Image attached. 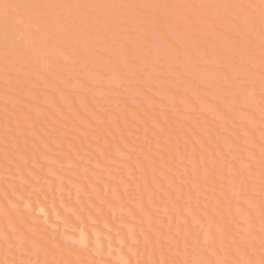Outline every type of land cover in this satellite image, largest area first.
<instances>
[{"label": "rangeland", "instance_id": "obj_1", "mask_svg": "<svg viewBox=\"0 0 264 264\" xmlns=\"http://www.w3.org/2000/svg\"><path fill=\"white\" fill-rule=\"evenodd\" d=\"M239 1L0 0V128L3 129V133L0 130V146L4 147V142H7L5 146L10 147L8 140L11 136L8 137L4 131L12 128L15 129H11L12 133H17L15 126L24 118L21 114L24 109L40 119V127L43 123L50 132L49 127H55L52 133L60 129L63 132L57 131L60 136H63L66 126L69 128L68 134L66 132L68 137L69 132L73 133L70 138L85 129L95 130V134L97 127L94 125L106 124L98 130L104 129L107 133L102 131L107 137L106 141L89 134L92 138L88 140L93 141L90 143L87 140L89 131L85 132L86 136L83 134L82 137L87 143L81 137L83 142L78 150L80 155L86 157L79 158L78 153L79 156H73L78 150L72 149L70 161L67 159L70 156L66 157L61 150L64 149L62 143L57 145L58 142L52 140L57 146L51 144L60 149L54 150L50 144L47 147L43 136H38L35 130L32 129L33 133L29 131L31 137L27 131L26 138L36 136L38 143L42 142L40 145L37 141L35 143L42 146L43 152L33 148L39 155L33 152L35 156L28 160L15 151L18 160H25L22 163L26 166V173L15 172L17 177L9 172L10 169H4L6 173L9 172L8 175L0 169L4 173L1 175L3 173L0 171V178L3 177L0 182L6 188L0 183V194L10 201L15 210L20 206L22 209L19 210L23 212L30 210L27 213L33 216V221L43 223V228H46L45 225L50 227L48 232L67 238L69 247L75 244L72 246L79 252L81 249L90 252L89 255L93 254L96 257L95 261L92 260L94 264H264V11H261V6L258 9L259 2L255 6L253 0ZM248 1H253V4ZM255 1L257 3L258 0ZM259 1L264 4V0ZM77 111H80V116ZM62 112H67L74 121L78 119V123L80 118L89 117L95 124H89L90 120L84 118L79 123L83 127L80 128L77 123L71 125L70 121H64L70 120V117ZM2 113L5 116L8 114L7 119L10 114H13V118L19 116L18 123H14V127L13 122L12 127L7 126L8 119L5 125ZM50 121L58 124L57 127L55 124L54 127L49 126ZM146 122L150 130L158 127L155 130L157 132L159 129L162 133L157 132L162 142L154 130L153 134L146 129ZM22 125L25 126L24 123ZM30 125L34 128L29 122L25 127ZM31 126L27 129L30 130ZM129 127L132 131L128 132L131 133L126 135L122 132V136L121 131ZM82 132L77 134L81 136ZM99 135H102L100 131ZM13 138L9 141L15 140ZM112 139L116 144L120 143L119 146H112ZM153 141L155 147L169 150L159 151L160 157L163 153L162 160L164 155H168L159 170L152 168L154 165L147 154L153 147ZM11 146L12 150L17 149ZM105 147H109L112 154ZM129 149L131 151L127 153ZM5 152L1 156L9 161L12 154ZM107 153L113 155L115 161ZM73 158L83 163L77 166L73 164ZM63 163L67 168L63 167ZM74 168L77 173L73 171ZM136 171L139 175L146 174L140 177ZM149 172L152 174L148 175ZM82 179L89 187L81 182ZM138 180L143 184H139L141 181ZM147 182L153 185L147 186ZM130 183L136 185L131 188ZM40 200L45 202L46 207ZM71 203L81 208L75 209ZM84 204L90 210H86ZM150 209L154 213H150ZM91 210L97 219H93ZM80 211L83 217L78 213ZM220 211H223L224 217L229 215L227 226L234 227L230 229L234 232L232 238L225 237V233L218 230L221 229L217 222H220ZM108 214L113 224L123 228V231L110 223ZM213 214L216 221H213ZM49 215L55 217L50 218ZM6 220L8 225L5 229L9 227L8 230L12 232L8 233L15 234H12L14 237L10 242L11 235L3 230L0 222L2 262L5 260L4 263L14 264L16 259L19 260L18 264H52L47 263L46 257L49 256L45 253V257L44 251L35 249L37 245L29 241L30 245L24 236H18L14 223ZM97 226H101L99 228L105 232L96 229ZM86 228H91L89 236ZM41 231L40 228L39 233L34 230L36 236ZM30 236L38 239L34 234ZM224 239L227 243L223 244ZM39 250L42 252L39 253ZM4 256L6 259H3ZM58 260L53 258L50 262H64Z\"/></svg>", "mask_w": 264, "mask_h": 264}, {"label": "bare ground", "instance_id": "obj_2", "mask_svg": "<svg viewBox=\"0 0 264 264\" xmlns=\"http://www.w3.org/2000/svg\"><path fill=\"white\" fill-rule=\"evenodd\" d=\"M240 1H241V0H240ZM240 1H239V3H240ZM243 1H244V0H243ZM246 1H247V0H246ZM253 1L255 2L254 5H255V4L257 5V4L260 3L259 6H258V9H259L260 6H261V8H260L261 11H264V9L262 10V8H263L262 5L264 6V4H262V3H263L262 1H259V0H258L257 3H256L255 0H253ZM253 1H251L252 4H253ZM251 2L248 1L249 4H251ZM258 2H259V3H258ZM256 5H255V6H256ZM255 6H252V7L254 8ZM245 9H246V8H245ZM260 9H259V10H260ZM136 11H137V10H136ZM136 11H135V13H136ZM245 11H247V10H245ZM255 11H256V10H255ZM257 11H258V10H257ZM254 13H255V12H254ZM261 13H262V12H260V15H261ZM140 14H141V13H140ZM140 14H139V15H140ZM249 14H250V13H249ZM142 15H143V14H142ZM258 15H259V13H258ZM262 16H263V15H262ZM259 17H261V16H259ZM140 20H141V19H140ZM93 25H94V24H93ZM130 26H131V25H130ZM148 26H149V25H148ZM148 28H149V27H148ZM130 29H131V28H130ZM138 34H139V33H138ZM167 38H168V37H167ZM0 48H1V47H0ZM0 50H1V49H0ZM8 51H9V50H8ZM168 87H169V86H168ZM64 89H65V88H64ZM173 90H174V89H173ZM146 91H147V90H146ZM69 92H70V91H69ZM71 93H72V92H71ZM51 95H52V94H51ZM71 95H73V94H71ZM123 96H124V95H123ZM52 97H54V96H52ZM87 97H88V96H87ZM120 98H121V97H120ZM53 100H54V98H53ZM59 100H60V99H59ZM87 100H88V98H87ZM121 100H123V99H121ZM192 100H193V99H192ZM62 101H63V100H62ZM70 101H71V100H70ZM88 101H89V100H88ZM130 101H131V100H130ZM143 102H144V101H143ZM121 103H122V102H121ZM150 104H151V103H150ZM150 104H149V105H150ZM216 104H217V103H216ZM134 105H135V104H134ZM164 105H165V104H164ZM39 107H40V106H39ZM91 107H92V106H91ZM127 107H128V106H127ZM129 107H130V106H129ZM165 107H166V106H165ZM24 108H25V107H24ZM40 109H41V108H40ZM135 109H137V108H135ZM160 109H161V108H160ZM15 110H16V109H15ZM21 110H22V109H20V110H18V111H21ZM25 110H27V109H24V111L22 110V112H21V114L23 115L22 117H24V118L22 119L21 122L24 121L23 123L25 124V126L28 125V122H29L30 124H33L34 128H32V126L30 125V126H31V129H30V130L27 129L28 127L30 128V126H27V128H26L24 125H22L23 123L20 122V123H21V124H20V123L17 122V121H18V118H17V117L20 116V114H19L20 112H18V114H17V115H19V116H17V115L15 116V118H17V120H16L15 118H13V117H14L13 114H10V115L8 116V119H10L9 122H8L7 117H6L8 114L5 116V114L2 113V114H4V115H2V116H3V117L5 116L3 122L6 120V121L10 124V125L7 124V126H10V127L13 126V127H14V123H18L19 125H21L20 127H19L18 124H17L18 126H15V127H17V128H16V129H17V130H16L17 133H12V130H15V129H12V128H11L12 130H11L10 128H8V129H9L8 131H6V130L4 131V133H6V135H8V137L11 136V137L9 138V140H12V137L15 138V140H13L12 142L15 143V141H16V144H13V143L10 142L9 140H8V142H9V144L11 143V144L13 145V149H16V148H17L16 150H12V149H11V147H12L11 144H10V147H9V145H8V146H5V144L7 145L8 143H7V142H4V141H3V142L5 143V144H3L4 147H2V145L0 146V147L3 148V149L0 148V152H1V151H3V152L6 151V152H7V151L9 150L10 153H9V151H8L7 153H6V152H5V153H6L7 155H9V154L11 155V154H12V155H11V158H12V159L10 158V160L8 161V158H4L3 156H1V155H3V154H2L3 152L0 153V169L3 170L4 173L7 172V171L5 172L4 169H5V170H6V169H10L9 172L11 171L10 173L13 174V175H15V172H21V174L24 175V172L26 171V168H25L26 166H24L25 160L22 161V162H24V163H22L21 160H18V159H17L18 157L16 156V154H19L20 156L25 157V158L27 157L28 160H29L30 157L35 156V155L33 154V152H35L36 149H37L36 151H38V152H39V150H40V151L42 150V148H41L42 146H41V147H40V146H37V144L40 145L42 142L38 143L39 140H37L36 136L33 137V138H28V136H27V138H26V133H27V131H28L27 135H29V131H31L30 133H33L32 129L35 130V132H36V134H37L38 136H40V135L43 136V140L45 139V141H46V143H47V147H48L49 144H50V147H52L54 150H58V147H57V148H55V147H56L59 143H60V144L62 143V146H63L64 149H61V150L63 151L64 154H66V157H69V156H70L69 158H67V159H69L70 161L72 160L71 157H73L75 154H76V155H78V154L80 155V153H79L80 150H78V146H79V144H82V142H83V141H82V138L84 137V135L86 136V134L88 133V131H89V133L87 134V140H88L89 137H90L89 139H91L92 137H94V135L97 136V138L100 137V139H101V137H102V139H104V140L107 138V137L105 138V137H104L105 135L103 134V132H105L106 130L103 131V130H104V129H103V130H102L103 132H102L101 130H98L99 127L102 129V127H103L104 125H106V124H104L103 126H102V125H101V126L94 125V127H95V126L97 127V128H96V130H97L96 132H98V133L95 132V134L93 133L95 130L93 131V130H87V129H85L84 132H82V130L80 131V132H82V133H81V136H80V135H79L80 132H77V131H76V132L79 133V134L76 133V134H75L76 136H75L74 138H70V137H73V133H71V132H69V135H70V136L68 137L67 134H68V130H69V128L65 125L68 129L65 127V128H64L65 131H64L63 136H60L63 132H62V131L60 132V131H59V130H60L59 128H58L59 130H57V131H59L61 134H59L57 131H53V133H52V130L55 129V127H54L53 125H54L57 121L55 122V121L53 120V121L55 122L54 124H52V123H53L52 121L48 122V123H51V122H52L49 126H53V127H54L53 129H52V127H49V128H51V132H50V130L48 131V127H47V129L44 127L43 123L41 124V127H40V125H39V124H40V121H38V120H40L39 118L36 119L34 116L31 115V113H30L29 110H27V112L29 111V113H27ZM94 110H95V109H94ZM142 110H143V109H142ZM142 110H141V111H142ZM146 110H147V109H146ZM151 110H152V109H151ZM199 110H200V109H199ZM59 111H60V110H59ZM95 111H96V110H95ZM159 111H160V110H159ZM64 112H65V110H64ZM64 112H62V113H64ZM79 112H80V111H79ZM79 112L77 111V113H79ZM133 112H134V111H133ZM144 112H145V111H144ZM148 112H150V111H148ZM152 112H153V111H152ZM199 112H200V111H199ZM16 113H17V112H16ZM66 113H67V112H66ZM66 113H64L65 116H66V115L69 116V114H66ZM168 113H169V112H168ZM186 113H188V112H186ZM197 113H198V111H197ZM60 114H61V113H60ZM145 114L148 116V113H147V112H146ZM173 114H174V113H173ZM191 114H192V113H191ZM11 115H12V117H10ZM14 115H15V112H14ZM70 115H71V114H70ZM76 115H77V114H76ZM100 115H101V114H100ZM167 115H168V114H167ZM167 115H166V116H167ZM198 115H200V114H198ZM228 115H229V114H228ZM52 116H55V114H52ZM78 116H80V113L78 114ZM163 116H164V115H163ZM22 117H21V118H22ZM39 117H40V116H39ZM62 117H64V115H63ZM69 117H70V120H64V121H70L69 123H71V125H72V123H73V124H74V123H75V124H76V123L79 124L80 121H83V119L85 118L84 115H83L84 118H83V119L80 118V119H79L80 121H79V123H78V121H77L78 119H77V120L75 119V120L77 121V122H76V121H74V119H73V120L71 119V116H69ZM75 117H76V116H75ZM87 117H88V116H87ZM116 117H118V116L116 115ZM139 117H141V116L139 115ZM139 117H138V118H139ZM182 117H183V116H182ZM11 118H12L13 120H11ZM33 118H35V120H37V121H35ZM42 118H43V117H42ZM45 118H46V117H45ZM56 118H57V117H56ZM67 118H68V117H67ZM73 118H74V117H73ZM133 118H134V117H133ZM138 118H137L136 120H138ZM145 118H146V116H145ZM156 118H158V117H156ZM184 118H185V117H184ZM228 118H229V117H228ZM231 118H232V117H231ZM231 118H230V119H231ZM24 119H26L27 121L25 122ZM49 119H50V118H49ZM53 119H55V118H53ZM85 119H86V118H85ZM130 119H131V118H130ZM147 119H148V118H147ZM172 119H173V118H172ZM211 119H212V118H211ZM46 120H47V118L45 119V122H46ZM57 120H58V119H57ZM86 120H90V123H89V124H91V125H92V124H95V122H93L94 120L91 121L92 119H90L89 117H88ZM96 120H97V119H96ZM133 120H134V119H133ZM158 120H159V119H158ZM177 120H178V119H177ZM184 120H185V119H184ZM204 120H205V119H204ZM6 121L4 122L5 125H6V123H7ZM14 121H15V122H14ZM41 121H42V120H41ZM48 121H49V120H48ZM71 121H72V122H71ZM104 121H105V120H104ZM104 121H103V122H104ZM117 121H118V120H117ZM129 121H130V120H128V122H129ZM146 121H147V120H146ZM166 121H167V120H166ZM228 121H229V120H228ZM10 122H11V123H10ZM12 122H13V125L11 126ZM42 122H43V121H42ZM45 122H44V123H45ZM92 122H93V123H92ZM153 122H154V121H153ZM158 122H159V121H158ZM218 122H219V121H218ZM226 122H227V121H226ZM48 123H47V124H48ZM57 123H58V122H57ZM66 123H68V122H66ZM84 123H85V122H84ZM86 123H87V122H86ZM159 123H160V122H159ZM176 123H178V122H176ZM179 123H180V122H179ZM202 123H203V122H202ZM211 123H212V122H211ZM60 124H61V123H60ZM60 124H59V125H60ZM96 124H97V123H96ZM101 124H102V123H101ZM131 124H132V123H131ZM154 124H155V123H154ZM160 124L162 125V123H160ZM205 124H206V123H205ZM42 125H43V127H42ZM45 125H46V123H45ZM55 125H56V124H55ZM57 125H58V124H57ZM57 125H56V127H57ZM62 125H63V124H62ZM71 125H70V126H71ZM83 125H84V124H83ZM86 125H87V124H86ZM91 125H90V126H91ZM107 125H108V124H107ZM110 125H111V124H110ZM110 125H109V126H110ZM146 125H147V122H146ZM184 125H185V124H184ZM22 126H23V127H22ZM47 126H48V125H47ZM79 126H80V128L83 127V126L80 125V124H79ZM84 126H85V125H84ZM87 126H88V125H87ZM128 126H129V124H128ZM139 126H140V125H138V127H139ZM141 126H142V125H141ZM149 126H150V125H147V126H146V129L148 128V130H149L150 132L153 133V130H154L155 133H157V132L160 133V132H159V129L157 130V132H156V130H155V129H157L158 127H157V128L155 127L154 129L151 128V130H150ZM170 126H171V125H170ZM176 126H177V125H176ZM176 126H175V127H176ZM215 126H216V125H215ZM4 127H5V126H4ZM62 127H63V126H62ZM85 127H86V126H85ZM85 127H84V128H85ZM119 127H120V126H119ZM124 127H125V126H124ZM159 127H160V126H159ZM171 127H172V126H171ZM209 127H210V126H209ZM6 128H7V127H6ZM60 128H61V127H60ZM73 128H74V127H73ZM105 128H106V127H105ZM160 128H161V127H160ZM164 128H165V127H164ZM45 129L50 133L51 136L49 135V133L46 132ZM61 129H62V128H61ZM66 129H67V131H66ZM70 129H71V128H70ZM89 129H90V128H89ZM121 129H122V128H121ZM132 129H133V128H132ZM177 129H178V128H177ZM0 130H1V128H0ZM10 130H11V131H10ZM62 130H63V129H62ZM79 130H80V129H79ZM86 130H87V131H86ZM107 130H109V129H107ZM178 130H179V129H178ZM237 130H238V129H237ZM2 131H3V129L1 130V132H2ZM9 131H10V132H9ZM71 131H72V130H71ZM99 131H100V133H101L102 135H99ZM114 131H115V130H114ZM128 131H132V130H130V127H129V129H126V131L122 130L121 133H122V132H125L126 135H129L128 133H131V132H128ZM136 131H137V130H136ZM145 131H146V130H145ZM166 131H167V130H166ZM66 132H67V134H66ZM85 132H87V133H85ZM90 132H91V133H90ZM107 132H108V131H107ZM126 132H127V133H126ZM147 132H148V131H147ZM150 132H149V133H150ZM2 133H3V132H2ZM2 133H1V134H2ZM57 133H58V134H57ZM158 133H157V135L159 136ZM181 133H182V132H181ZM189 133H190V131H189ZM36 134H34V135H36ZM45 134H46V135H45ZM47 134H48L49 136H48ZM71 134H72V135H71ZM83 134H84V135H83ZM89 134H90V135H91V134H94V135H93V136L91 135V136H92V137H91V136H89ZM105 134H107V133L105 132ZM111 134L114 135V134L112 133V131H111ZM111 134H110V135H111ZM137 134H140V133H137ZM141 134H143V133L141 132ZM141 134H140V136H143V135H141ZM144 134H145V133H144ZM146 134H148V133H146ZM146 134H145V135H146ZM153 134H154V133H153ZM161 134H162V133H160V135H161ZM64 135H66V136H64ZM78 135H79L80 137H79ZM121 135L123 136V133H122ZM157 135H156V136H157ZM169 135H170V133H169ZM1 136H3V135H1ZM29 136H30V135H29ZM82 136H83V137H82ZM114 136H115V135H114ZM124 136H125V135H124ZM170 136H171V135H170ZM175 136H176V135L174 134V137H175ZM6 137H7V136H6ZM30 137H31V136H30ZM66 137H67V138H66ZM81 137H82V138H81ZM110 137H111V136H110ZM176 137H177V136H176ZM188 137H189V136H188ZM4 138H5V135H4ZM14 138H13V139H14ZM115 138L117 139L116 136H115ZM146 138H147V137H146ZM153 138H155V137H153ZM158 138H160V136H159ZM161 138H162V137H161ZM161 138L159 139L160 142H162V141H161V140H162ZM27 139H28V140H27ZM35 139H36V140H35ZM39 139H40V138H39ZM100 139H99V140H100ZM132 139H133V138H132ZM149 139H150V138H149ZM156 139H157V138H156ZM178 139H179V136H178ZM5 140H7V139L5 138ZM52 140H54V141L56 140V141L58 142V143H57V142L55 141V142L57 143V145L54 144V143L52 142ZM83 140H84V142H86V141H85V138H83ZM104 140H103V141H104ZM113 140H114V139H112V141H113ZM151 140H152V137H151ZM183 140H184V139H183ZM189 140H190V137H189ZM194 140H195V139H194ZM202 140H203V139H202ZM36 141H37V142H36ZM88 141L90 142V140H88ZM91 141H92V140H91ZM105 141H106V140H105ZM110 141H111V140H110ZM154 141H155V140H154ZM154 141L152 142V144L154 143ZM156 141H157V140H156ZM203 141H204V140H203ZM35 142H36L37 144H36ZM92 142H93V141H92ZM92 142H90V143H92ZM113 142H114V141H113ZM118 142H119V141H118ZM145 142H146V141H145ZM171 142H172V141H171ZM178 142H179V141H178ZM31 143H32L33 145L37 146L38 148H37V147H34ZM51 143H53L54 146H55V145H56V146L54 147ZM86 143H87V142H86ZM86 143H85L84 145H86ZM101 143H102V140H101ZM116 143H117V142H116ZM116 143H115V142L112 143V144H113L112 146H114ZM190 143H191V142H190ZM0 144H1V143H0ZM99 144H100V142H99ZM109 144H110V143H109ZM119 144H120V143H119ZM119 144H116V145L119 146ZM134 144H135V143H134ZM134 144H133V148L135 147ZM152 144H150V146H152ZM155 144H156V142H155ZM160 144H162V143H160ZM97 145H98V143H97ZM158 145H159V143H158ZM163 145H164V144H163ZM168 145H169V144H168ZM170 145H171V143H170ZM170 145H169V146H170ZM172 145H173V143H172ZM180 145H181V144H180ZM191 145H192V143H191ZM191 145H190V146H191ZM201 145H202V144H201ZM43 146H44V144H43ZM86 146H87V145H86ZM86 146H85V147H86ZM102 146H103V145H102ZM107 146H108V145H107ZM120 146H121V145H120ZM161 146H162V145H161ZM166 146H167V145H166ZM169 146H168V147H169ZM174 146H175V143H174ZM174 146H172V147H174ZM205 146H206V145H205ZM60 147H61V146H60ZM81 147L83 148V146H81ZM116 147H117V146H116ZM122 147H123V146H122ZM153 147H154V148H153ZM153 147H150L151 151L147 153V154H148V158L150 159L149 161H150V162L152 161L151 163H153V165H154V166L151 165L152 168L154 167L156 170H157V169L159 170V166H162L161 163L165 160V158H166L168 155H167L166 157H165V155H164V160H162V159H163V153H161L162 156L160 157V155H159L160 152H159V151L162 152V150H164V149L161 150L160 148L155 147L154 144H153ZM159 147H160V145H159ZM176 147L178 148V143H177V146H176ZM180 147H181V146H180ZM7 148H9V149L7 150ZM33 148H35V150H34ZM40 148H41V149H40ZM79 148H80V147H79ZM96 148H97V146H96ZM105 148H107V147H105ZM108 148H109V147H108ZM108 148H107L106 151H108V150L110 151V149H108ZM135 148H136V147H135ZM161 148H162V147H161ZM182 148H183V147H182ZM72 149H74V150L77 149L78 152L75 151V152L73 153V152H72ZM121 149H123V148H121ZM169 149H170V147H169ZM171 149H173V148H171ZM218 149H219V148H218ZM32 150H34V151H32ZM87 150H88V149H87ZM123 150H124V149H123ZM136 150H137V148H136ZM136 150H135V151H136ZM167 150H168V149H167ZM167 150H166V151H167ZM173 150L175 151V150H177V149L174 148ZM183 150H184V149H183ZM11 151H14V153H12ZM15 151H17L16 154H15ZM48 151H49V150H48ZM58 151H60V149H59ZM88 151H91V150H88ZM103 151H104V150H103ZM109 151H108V152H109ZM114 151L116 152V150H114ZM114 151H113V153H115ZM129 151H131V150H130V149L127 150V153H128ZM139 151H140V150H139ZM164 151H165V150H164ZM166 151H165V152H166ZM168 151H169V150H168ZM185 151H186V150H185ZM213 151H214V150H213ZM38 152H37V153H38ZM42 152H43V150H42ZM42 152H40V153H42ZM71 152L73 153V156H71ZM82 152H83V151H82ZM101 152H102V151H100V153H101ZM110 152H111V151H110ZM133 152H134V151H133ZM136 152H137V151H136ZM136 152H134V153L136 154ZM165 152H164V154H165ZM170 152H172V151H170ZM8 153H9V154H8ZM37 153L35 152V154H37ZM44 153H45V151H44ZM44 153H43V155H44ZM58 153L61 154V152H58ZM77 153H78V154H77ZM124 153H125V151H124ZM134 153H132V154H134ZM138 153H139V152H138ZM138 153H137V154H138ZM140 153H141V152H140ZM218 153H219V152H218ZM14 154H15V155H14ZM32 154H33V155H32ZM54 154H55V153H54ZM83 154H84V153H83ZM96 154H97V153H96ZM104 154H106V152H104ZM111 154H112V152H111ZM125 154H126V153H125ZM125 154H124V156H125ZM141 154H142V153H141ZM168 154H169V153H168ZM37 155H39V154H37ZM37 155H36V156H37ZM41 155H42V154H41ZM79 155H78V156H79ZM94 155H95V154H94ZM107 155H108V153H107ZM114 155H115V154H114ZM127 155H128V154H127ZM172 155H173V153H172ZM186 155H187V154H186ZM186 155H185V156H186ZM4 156H6V155L4 154ZM49 156H51L50 153H49ZM52 156H54V155L52 154ZM55 156H56V155H55ZM81 156H82V157H84V156L86 157V155L83 156V155L81 154L79 158H81ZM95 156H96V155H95ZM109 156H111V157L113 158V155H110V154H109L108 157H109ZM129 156H131V154H129ZM135 156H136V155H135ZM141 156H142V155H141ZM177 156H178V155H177ZM16 157H17V158H16ZM45 157H46V156H45ZM64 157H65V156H64ZM66 157H65V159H66ZM97 157H98V156H97ZM99 157H100V156H99ZM108 157H107V158H108ZM114 157H115V156H114ZM127 157H128V156H127ZM132 157H133V156H132ZM139 157H140V156H139ZM139 157H136V158H139ZM142 157H143V156H142ZM145 157H146V156H145ZM51 158H52V157H51ZM55 158H56V157H55ZM61 158H62V157H61ZM90 158H91V157H90ZM100 158H101V157H100ZM100 158H98V159H99V160H103V159H100ZM104 158H105V157H104ZM134 158H135V157H134ZM146 158H147V157H146ZM6 159H7V160H6ZM30 159H31V158H30ZM37 159H39V158H37ZM56 159L58 160V158H56ZM74 159L77 160L78 158H77V159H76V158H73V161H74L73 164L76 163L77 166L79 165L80 162H82V161L80 160V162L77 161V162H78V163H77ZM92 159H93V158H92ZM94 159H95V158H94ZM127 159H128V158H127ZM141 159H142V158H141ZM160 159H161L162 161H161ZM172 159H173V158H172ZM52 160H53V159H52ZM59 160H60V158H59ZM78 160H79V159H78ZM117 160H119V159H117ZM125 160H126V159H125ZM125 160H123V161H125ZM138 160H139V159H138ZM138 160H137V161H138ZM166 160H167V159H166ZM170 160H171V158H170ZM184 160H185V159H184ZM205 160H206V157H205ZM7 161H8V162H7ZM38 161H39V160H38ZM53 161H54V160H53ZM65 161H66V160H65ZM73 161H72V162H73ZM113 161H115L114 158H113ZM113 161H112V162H113ZM186 161H187V160H186ZM220 161H221V160H220ZM30 162H31V160L28 161V164H29ZM55 162H56V161H55ZM58 162H59V161H58ZM98 162H99V161H98ZM110 162H111V161H110ZM125 162H126V161H125ZM127 162H128V161H127ZM129 162H130V161H129ZM169 162H170V161H169ZM26 163H27V160H26ZM36 163H37V161H36ZM38 163H39V162H38ZM82 163H83V162H82ZM82 163H81V165H83ZM101 163H103V162L101 161ZM101 163H99V164H101ZM108 163H109V162H108ZM146 163H147V161H146ZM151 163H150V164H151ZM163 163H164V162H163ZM175 163H176V162H175ZM28 164H27V166H28ZM40 164H41V161H40ZM68 164H69V161H68ZM125 164H126V163H125ZM128 164H129V163H128ZM130 164H131V163H130ZM132 164H133V163H132ZM142 164H143V163H142ZM25 165H26V164H25ZM63 165H64L63 167H65V163H63ZM104 165H105V163H104ZM110 165H111V164H110ZM110 165H108V166H110ZM144 165L146 166V164H144ZM185 165H186V164H185ZM196 165H198V164H196ZM220 165H221V164H220ZM59 166H60V165H59ZM79 166H80V165H79ZM108 166H107V167H108ZM141 166H142V165H141ZM145 166H144V167H145ZM216 166H217V165H216ZM74 167H75V166H74ZM117 167H118V166H116L115 168H117ZM119 167H121V169H123L122 166H119ZM147 167H148V165H147ZM65 168H67V167H65ZM81 168H82V166L80 167V169H81ZM113 168H114V167H113ZM131 168H132V167H131ZM136 168H137V167H136ZM185 168H186V167H185ZM199 168H200V167H199ZM75 169H76V168H74V170H73V169H72V170L75 171ZM162 169H163V168H162ZM197 169H198V168H197ZM204 169H205V168H204ZM222 169H223V168H222ZM1 170H0V171H1ZM24 170H25V171H24ZM77 170H78V167H77ZM113 170H114V169H113ZM117 170H118V168H117ZM117 170H116V172H117ZM132 170H134V169H132ZM174 170H175V168H174ZM198 170H199V169H198ZM12 171H13L14 173H13ZM73 171H72V172H73ZM134 171H135V170H134ZM138 171H139V170H138ZM162 171H163V170H162ZM185 171H186V170H185ZM3 172L1 171V173H3ZM9 172H8V173H9ZM75 172L77 173V171H75ZM116 172H115V173H116ZM136 172H137V171H136ZM203 172H204V171H203ZM1 173H0V174H1ZM4 173L1 174V175H4ZM8 173H6V174L8 175ZM25 173H26V172H25ZM113 173H114V172H113ZM128 173H129V172H128ZM147 173H148V172H147ZM222 173H223V172H222ZM16 174H17V173H16ZM21 174H20V175H21ZM78 174H79V172H78ZM124 174H125V173H124ZM139 174H140V173L137 172V175H139ZM145 174H146V173H145ZM145 174H144V175H145ZM151 174H152V173H151ZM151 174H150V172H149L148 175H151ZM161 174H162V173H161ZM204 174H205V173H204ZM213 174H214V173H213ZM18 175H19V174H18ZM122 175H123V174H122ZM133 175H134V174H133ZM137 175H136V176H137ZM144 175L141 174V175H139V176L141 177V176H144ZM148 175H146V178L148 177L147 179L150 178ZM154 175H155V174H154ZM154 175H153V176H154ZM158 175H159V174H158ZM209 175H212V174H209ZM223 175H224V174H223ZM15 176H17V175H15ZM15 176H14V177H15ZM160 176H162V175H159L158 177H160ZM4 177H5V176H4ZM17 177H18V176H17ZM121 177H122V176H121ZM155 177H156V175H155ZM208 177H209V176H208ZM1 178L3 179V177H1ZM1 178H0V181H1ZM23 178H24V177H23ZM25 178L28 179L29 177H26V176H25ZM117 178H118V177H117ZM133 178H134V177H133ZM156 178H157V177H156ZM160 178H162V177H160ZM169 178H170V177H169ZM197 178H198V177H197ZM211 178H212V179H215V178H213V177H211ZM104 179H105V178H104ZM134 179H135V178H134ZM75 180H76V179H75ZM82 180H83V179H82ZM107 180H108V179H107ZM107 180H106V181H107ZM149 180H150V179H149ZM159 180H160V179L158 178V181H159ZM163 180H164V179H163ZM180 180H181V179H180ZM196 180H197V179H196ZM80 181H81V180H80ZM80 181H79V182H80ZM83 181H84V180H83ZM83 181H81V182L84 183V184L86 185L87 182L85 183V181H84V182H83ZM108 181H109V180H108ZM108 181H107V182H108ZM138 181L140 182L141 180H138ZM158 181H156V182H158ZM197 181H198V180H197ZM209 181H210V179H209ZM211 181H212V180H211ZM215 181L217 182V180H215ZM215 181H214V182H215ZM3 182H4V180H3ZM150 182H151V181H150ZM160 182H161V180H160ZM212 182H213V181H212ZM212 182H211V183H212ZM0 183L2 184V182H0ZM15 183L17 184L18 182L15 181ZM33 183H34V182H33ZM137 183H138V182H137ZM153 183H154V182H153ZM158 183H159V182H158ZM161 183L163 184V182H161ZM181 183H182V182H180V185H181ZM209 183H210V182H209ZM1 184H0V185H1ZM19 184H20V183H19ZM84 184H83V185H84ZM95 184H96V183H94V185H95ZM108 184L110 185V182H109ZM113 184H114V182H113ZM139 184H143V182L141 181V183H139ZM146 184H147V186L150 185V184L153 185L152 183L149 184V182H147ZM162 184H161V185H162ZM204 184L206 185V182H205ZM204 184H203V185H204ZM207 184H208V183H207ZM39 185H40V184H39ZM119 185H120V184H119ZM130 185H131V188H132V186H134V185H136V184L132 185V184L130 183ZM144 185H145V184H144ZM178 185H179V184H178ZM220 185H221V184H220ZM1 186H3V184H2ZM86 186H88V185H86ZM86 186H85V188H86ZM110 186L112 187V185H110ZM137 186H140V185H137ZM162 186H163V185H162ZM3 187H4V189L6 190L5 185H4ZM3 187H1V189H2ZM17 187H18V186H17ZM88 187H89V186H88ZM88 187H87V188H88ZM141 187H142V185H141ZM141 187H139V188H141ZM152 187H153V186H152ZM181 187H183V189H184V186H183V185H182ZM213 187H214V186H213ZM217 187H218V186H216V188H217ZM134 188H135V187H134ZM136 188H137V187H136ZM136 188H135V189H136ZM154 188H155V186H154ZM159 188H160V187H158V189H159ZM98 189H100V188L98 187ZM144 189H146L145 186H144ZM144 189H143V190H144ZM149 189H152V188L149 187ZM149 189H148V190H149ZM155 189H156V188H155ZM163 189H164V188H163ZM7 190H8V189H7ZM100 190H101V189H100ZM131 190H132L131 192H133V189H131ZM136 190H138V189H136ZM213 190H214V188H213ZM219 190H220V189H219ZM22 191H23V190H22ZM152 191H154V190H151V192H152ZM160 191H161V190H160ZM202 191H203V188H202ZM205 191H208V190H205ZM33 192H34V191H33ZM134 192L137 193L138 195L140 194V192L138 193V192H136L135 190H134ZM141 192H142V190H141ZM157 192H158V191H157ZM214 192H215V191H214ZM214 192H213L212 194H214ZM220 192H221V191H220ZM7 193H8V191H7ZM25 193H26V192H25ZM37 193H38V192H37ZM37 193H34V194H37ZM145 193H146V191H145ZM8 194H9V193H8ZM19 194H20V193H19ZM23 194H24V193H23ZM133 194H134V193H133ZM142 194H143V196H144V192H143ZM202 194H203V193H202ZM37 195H38V198H40V195H39V194H37ZM100 195H101V194H100ZM131 195H132V194H131ZM140 195H141V194H140ZM145 195H147V193H146ZM148 195H149V194H148ZM204 195H205V194H204ZM210 195H211V194H210ZM8 196H9V195H8ZM23 196H24V195H23ZM25 196H26V195H25ZM25 196H24V197H25ZM143 196H142V197H143ZM202 196H203V195H202ZM215 196H216V194H215ZM218 196H219V195H218ZM9 197H10V196H9ZM42 197H43V196H42ZM131 197H132V196H131ZM133 197H135V196H133ZM220 197H221V196H220ZM32 198H33V197H32ZM54 198H55V197H54ZM136 198H137V197H136ZM140 198H141V197H140ZM146 198H147V197H146ZM194 198H195V197H194ZM209 198H210V197H209ZM211 198H212V196H211ZM213 198H214V200H215V197H213ZM40 199H42V198H40ZM132 199H135V198H132ZM202 199H203V198H202ZM219 199H220V198H219ZM219 199H218V200H219ZM19 200H20V199H19ZM31 200H32V199H31ZM138 200H139V199H138ZM203 200H204V199H203ZM208 200H209V199H208ZM210 200H211V199H210ZM218 200H217V201H218ZM220 200H221V199H220ZM33 201H34V200H32V203H34ZM37 201H38V199H37ZM136 201H137V200H136ZM143 201L146 202L145 200H143ZM143 201H141V202H143ZM205 201H206V200H205ZM15 202H16V203H20L19 201H16V200H15ZM40 202H41V204L43 203L42 205H44V206L46 207L45 202H43L42 200H40ZM40 202H39V204H40ZM137 202H138V201H137ZM209 202H210V201H209ZM35 203H36V202H35ZM83 203H84V202H83ZM147 203H148V202H147ZM147 203H146V204H147ZM210 203H211V202H210ZM220 203H222V201H221ZM224 203H225V202H224ZM20 204L22 205V203H20ZM36 204H37V203H36ZM36 204H35V205H36ZM78 204H79V203H78ZM143 204H144V203H143ZM206 204H207V203H206ZM50 205H51V204H50ZM54 205H55V204H54ZM57 205H58V204H57ZM60 205H61V204H60ZM71 205H72V206L74 205V206H75V209H78V208L80 207V206H78V208H77V205L72 204V203H71ZM147 205H148V204H147ZM160 205H161V204H160ZM208 205H209V204H208ZM226 205H228V204H226ZM226 205H224V206H226ZM55 206H56V205H55ZM58 206H59V205H58ZM83 206H85V209H86V210H90V209H87V207H89L88 205L84 204ZM145 206H146V205H145ZM152 206H153V205H152ZM181 206H182V205H181ZM193 206H194V205H193ZM203 206H204V205H203ZM209 206H210V205H209ZM212 206H213V204H212ZM212 206H211V207H212ZM215 206H216V205H215ZM217 206H218V205H217ZM217 206H216V207H217ZM33 207H35L34 204H33ZM195 207H196V206H195ZM218 207H219V206H218ZM20 208H21V206H20ZM20 208H17L18 210H15V209L11 206L10 201L6 200V198H5L3 195L0 194V222H1V225L3 226V230H4L5 232H6V231H7V233H8V231H11V232H12V230H8L9 227L6 228L7 230L5 229V226L8 225V224L6 225V223H7V222H6V221H7L6 219H8L9 221L11 220V221L14 223V224H13V223L10 221V222L14 225V229L16 230L18 236H24V237H25L24 239H27L28 243H29V241H30V242L32 241V242H31L32 244H36L37 247L35 248V247H34L35 245H34L33 247H34L35 249H38V248H39V249H41L42 251H44L43 255L46 253L51 259L55 258L56 261H57L58 259H60V260H58L59 262H61L62 260H64V262L62 261L60 264H62V263L66 264L67 262H68L67 264H94V261L96 260V257H95L93 254L89 255L90 252L87 251V252H88V253H87V252H85L84 250H81V249H80V252H79V249H77V248L74 249L75 244H71L72 242L69 241V239H68V241L71 242V243H70L71 246L69 247V246L66 244V240H67V238L64 239V238H62V237H60V236H56V235H54L55 233H53V232H48V231L50 230V227L48 228V226L45 225L46 228H43V227H44V224H43V223H39V222H37V223H38V224H37L35 221H33V220H34L33 216H31L29 213H27V212H30V210H29V211H25V212H23L22 210H19ZM80 208H81V207H80ZM80 208H79V209H80ZM89 208H90V207H89ZM155 208H156V207H155ZM221 208H222V207H221ZM228 208H229V207H228ZM228 208H227V209H228ZM21 209H22V208H21ZM146 209H147V208H146ZM157 209H158V208H157ZM195 209H196V208H195ZM215 209H216V208H215ZM35 210H38L37 207H35ZM40 210H41V208H40ZM81 210H82V209H81ZM150 210H151V209H150ZM216 210H217V209H216ZM221 210H222V209H221ZM225 210H226V209H225ZM231 210H232V208H231ZM78 211H79V210H78ZM83 211H84V210H83ZM151 211H152V210H151ZM151 211H150V213H154L153 211H152V212H151ZM181 211H182V210H181ZM191 211H192V210H191ZM223 211H224V210H223ZM223 211H222V212L220 211V212H221L220 217H219V218H220V222H219V220L217 221V222L220 224V226H221V229H218V230L224 232V233H225V237H226V235H227V238H228V236H230V237L232 238V237L234 236V232H233V230H230V229H232L233 226H232V227H229V225L227 226V220H228V216H229V215H227V216L224 217V213H223ZM228 211H229V210H228ZM35 212H36V211H35ZM48 212H49V210H48ZM85 212H88V211H85ZM156 212H157V211H156ZM211 212H212V210H211ZM213 212H214V211H213ZM217 212H219V211L217 210ZM226 212H227V211H226ZM33 213H34V212H33ZM50 213H51V212H50ZM50 213H49V214H50ZM78 213L82 214V217H83V213H82L81 211L78 212ZM90 213H91V216L93 215V219H95V218L97 219V217L95 216V212H93V211L91 210ZM92 213H93V214H92ZM184 213H185V212H184ZM208 213H209V212H208ZM228 213H229V212H228ZM31 214H32V213H31ZM53 214H54V213H53ZM210 214H211V213H210ZM217 214H218V213H217ZM32 215H34V214H32ZM218 215H219V214H218ZM34 216H36V215H34ZM49 216H50V215H49ZM52 216H53V215H51L50 218L55 217V216H53V217H52ZM107 216L109 217V219H111V215L108 214ZM154 216H155V215H154ZM212 216H214V214H213ZM71 217H72V216H71ZM84 217H85V214H84ZM94 217H95V218H94ZM149 217H150V216H149ZM159 217H160V216H159ZM159 217H157V218H159ZM186 217L188 218V216H186ZM214 217H215V216H214ZM86 218H87V217H86ZM86 218H85V219H86ZM154 218H155V217H154ZM180 218H181V217H180ZM219 218H218V219H219ZM223 218L225 219L224 221H226V223L223 221ZM230 218H231V217H230ZM230 218H229V219H230ZM36 219H37V217L35 218V220H36ZM231 219H232V218H231ZM233 219H234V218H233ZM5 220H6V221H5ZM88 220H90V219H88ZM214 220L216 221V217H215V219H213V221H214ZM70 221L73 222L72 219H71ZM111 221H112V219H111ZM111 221H110V223L113 224V221H112V222H111ZM192 221H193V220H192ZM74 222H76L75 224L78 225V224H77V221H74ZM89 222H90V221H89ZM217 222H215V223L217 224ZM58 223H59V222H58ZM58 223H57V224H58ZM40 224H41V226H40ZM71 224H73V223H71ZM82 224H83V223H82ZM112 224H110V225H112ZM182 224H183V222H182ZM187 224H189V223H187ZM216 224H215V225H216ZM219 224H218V225H219ZM13 225H12V227H13ZM59 225H60V223H59ZM86 225H87V223H86ZM88 225H90V223H88ZM113 225H114V224H113ZM113 225H112V227H113ZM232 225H233V224H232ZM32 226H36V228L33 229ZM81 226H82V225H81ZM90 226H91V225H90ZM181 226H182V225H181ZM230 226H231V225H230ZM28 227H31L32 229H30V228H28ZM77 227H78V226H77ZM84 227H86V226L84 225ZM97 227H98V228H97ZM97 227H96V229H98L99 231H101V232H105V230L102 231L101 228H99V227H101V226H97ZM114 227L116 228V227H118V226H116V224H115ZM186 227H187V226H186ZM212 227H213V226H212ZM39 228H40V230H42L43 232L41 231V234H37V236H36L34 230H36V232H38V231H39ZM42 228H43V229H42ZM87 228H88V227H87ZM87 228H86L87 231H86V230H85V231H86V233L88 232L87 234H88V236H89V233H90V232H89V229L91 230V228H89V229H87ZM103 228H104V227L102 226V229H103ZM118 228H119V227H118ZM118 228H117V229H118ZM182 228H183V227H182ZM216 228H218V227L216 226ZM233 228H234V227H233ZM10 229H11V228H10ZM12 229H13V228H12ZM14 229H13V230H14ZM29 229H30L31 231H30ZM37 229H38V230H37ZM46 229H47V230H46ZM119 229H120V228H119ZM121 229H122V231H123V228H121ZM121 229H120V230H121ZM183 229H184V228H183ZM213 229H214V228H213ZM28 230H29V231H28ZM32 230H33V231H32ZM216 230H217V229L214 230V234H216V232H217ZM51 231H53V230L51 229ZM99 231H98V232H99ZM122 231H121V233H123ZM125 231H126V230H125ZM125 231H124V232H125ZM146 231H147V230H146ZM212 231H213V230H212ZM215 231H216V232H215ZM220 231H219V232H220ZM230 231H231V233H230ZM27 232H28V233H27ZM31 232H32V234H31ZM33 232H34V233H33ZM150 232H151V231H150ZM219 232H218V233H219ZM222 232H220V233H221L220 235H222ZM38 233H39V232H38ZM49 233H50V234H49ZM51 233H52L53 236L51 235ZM229 233H230V234H229ZM232 233H233V234H232ZM8 234L11 235V237H10V235H9V237H10L9 239H10V242H11V241H12V240H11L12 237H14V235H12V234H15V232L12 233V234H11V233H8ZM19 234H20V235H19ZM33 234H34V236H35L36 238H38V239H35V238H33V236H30V235H33ZM70 234H72V233H70ZM82 234H83V233H82ZM90 234H91V233H90ZM150 234H151V233H150ZM212 234H213V233H212ZM228 234H229V235H228ZM231 234H232V235H231ZM112 235L115 236V234H111V236H112ZM122 235H124V234H122ZM220 235H218V236L221 237ZM18 236H17V237H18ZM39 236H40V237H39ZM54 236H56L57 238L54 237ZM74 236H75V235H74ZM77 236H78V235H77ZM79 236H80V235H79ZM213 236H214V235H213ZM218 236H217V237H218ZM223 236H224V235H223ZM17 237H16V238H17ZM67 237H68V236H67ZM128 237H129V236H128ZM39 238H40V239H39ZM58 238H61L62 241H60V239H58ZM214 238H215V237H214ZM214 238H213V239H214ZM222 238H224V237H222ZM19 239H20V238H19ZM21 239H23V238H21ZM24 239H23V241H24ZM63 239H64V240H63ZM77 239H78V238H77ZM112 239H113V238H112ZM114 239H115V238H114ZM229 239H230V238H229ZM229 239H228V240H229ZM225 240H226V239H224V241H225ZM13 241H14V240H13ZM20 241H21V240H20ZM20 241H19V242H20ZM23 241H22V243H23ZM33 241H35V243H33ZM63 241H64L65 243H64ZM72 241H73V240H72ZM218 241H220V240H218ZM221 241H222V240H221ZM226 241H227V240H226ZM226 241L223 242V244H224V243H227ZM229 241H230V240H229ZM14 242H15V241H14ZM69 242H67V243L69 244ZM126 242H127V241H126ZM128 242H129V241H128ZM218 243H219V242H218ZM9 244H11V243H9ZM14 244H15V243H14ZM16 244H17V243H16ZM18 244H19V243H18ZM23 244L25 245V243H23ZM23 244H22V245H23ZM29 244H30V243H29ZM229 244H230V242H229ZM231 244H233L232 241H231ZM30 245H31V244H30ZM72 245H74V246H72ZM219 245H220V244H219ZM227 245H228V244H227ZM14 246H16V245H14ZM222 246H223V245H222ZM225 246H226V245H225ZM230 246H231V245H230ZM232 246H233V245H232ZM2 247H3V246H2ZM26 247L29 249L30 246L28 247V245H27ZM219 247H220V246H219ZM4 248L7 250L6 247H4ZM28 249H27V250H28ZM31 250H32V249H31ZM76 250H77V251H76ZM230 250H231V249H230ZM11 251H13V250H11ZM29 251H30V250H29ZM42 251L39 250L38 252L41 253ZM82 251H84V252L87 253V254L83 253ZM13 252H14V251H13ZM81 252H82V253H81ZM36 253H37V252H36ZM2 254H3V253H2ZM47 255H46V256H47ZM44 256H45V255H44ZM46 256H45V257H46ZM4 257H5V258H4ZM4 257H3V259H6V256H4ZM41 257H42V255H41ZM49 257H46V258H47V263L55 264V263H53V261L50 262L51 259H50ZM94 257H95V258H94ZM39 258H40V254H39L38 259H39ZM42 258H43V257H42ZM8 259H9V257H8ZM8 259H7V260H8ZM34 259H35V258H34ZM43 259H44V258H43ZM48 259H49V260H48ZM61 259H62V260H61ZM12 260H13V259H12ZM92 260H94V261H92ZM3 261L5 262V260H3ZM9 261H10V259H9ZM15 261H16V259H14V264H18V263H19V260L16 261L17 263H15ZM40 261H41V260H40ZM48 261H49V262H48ZM65 261H66V262H65ZM0 262H1L0 264L4 263V262H2L1 260H0ZM43 262H44V260H43ZM11 263H12V262H11ZM11 263H10V264H11ZM175 263H176V262H175ZM4 264H7V263H4ZM20 264H22V263L20 262Z\"/></svg>", "mask_w": 264, "mask_h": 264}]
</instances>
